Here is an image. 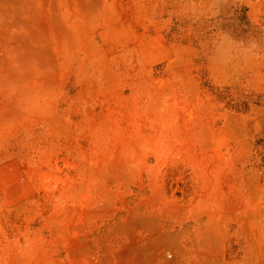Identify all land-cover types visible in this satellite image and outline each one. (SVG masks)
I'll list each match as a JSON object with an SVG mask.
<instances>
[{
    "label": "rangeland",
    "instance_id": "1",
    "mask_svg": "<svg viewBox=\"0 0 264 264\" xmlns=\"http://www.w3.org/2000/svg\"><path fill=\"white\" fill-rule=\"evenodd\" d=\"M210 3L0 0V264H264V0Z\"/></svg>",
    "mask_w": 264,
    "mask_h": 264
},
{
    "label": "clouds",
    "instance_id": "2",
    "mask_svg": "<svg viewBox=\"0 0 264 264\" xmlns=\"http://www.w3.org/2000/svg\"><path fill=\"white\" fill-rule=\"evenodd\" d=\"M221 0H211V3L207 9V13L211 14V15H218L219 14V9H218V5H220ZM202 13L199 11V9H196L193 12L194 16H199ZM222 35H226V33H222ZM242 63H249L253 60H257L261 58V52L264 51V49H262V45L260 42H258L257 40H249L244 47L242 48Z\"/></svg>",
    "mask_w": 264,
    "mask_h": 264
}]
</instances>
